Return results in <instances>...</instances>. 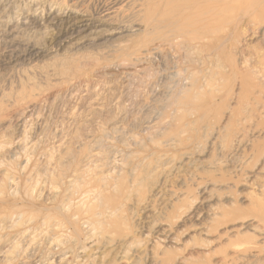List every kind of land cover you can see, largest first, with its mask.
<instances>
[{
	"label": "rangeland",
	"instance_id": "1",
	"mask_svg": "<svg viewBox=\"0 0 264 264\" xmlns=\"http://www.w3.org/2000/svg\"><path fill=\"white\" fill-rule=\"evenodd\" d=\"M1 20L0 264H264V0Z\"/></svg>",
	"mask_w": 264,
	"mask_h": 264
},
{
	"label": "bare ground",
	"instance_id": "2",
	"mask_svg": "<svg viewBox=\"0 0 264 264\" xmlns=\"http://www.w3.org/2000/svg\"><path fill=\"white\" fill-rule=\"evenodd\" d=\"M3 4V3H2ZM55 6V5H54ZM60 6V5H59ZM55 8V7H54ZM65 9V8H64ZM66 10H68L67 8H66ZM66 10H64L65 12H66ZM54 11V10H53ZM58 12H55V14L56 13H58L57 15H55V17H53V25H59V26H64V25H67L68 26V24H70V21L73 19V18H71V16H68V15H63L62 16V13L61 12H63L62 11V9L60 8L59 10H57ZM69 11V10H68ZM71 12H73V11H71ZM64 13V12H63ZM75 13V12H74ZM66 14V13H65ZM70 15V14H69ZM78 16V15H77ZM81 18V17H80ZM82 19V18H81ZM44 20V19H43ZM75 20V19H74ZM84 20V19H83ZM7 21H9V20H7ZM7 21H5V20H1V22H0V29L1 28H3V27H7V25H6V23L8 24V22ZM45 21V20H44ZM79 21H81V20H79ZM86 21V20H85ZM11 22V21H10ZM78 22V21H77ZM86 22H88V21H86ZM43 23V22H42ZM78 24V23H77ZM82 24V23H81ZM83 25V24H82ZM72 26V25H71ZM74 26V25H73ZM46 27V26H45ZM58 27V26H57ZM61 27H60V29H61ZM85 27H88V25H85ZM48 28V27H47ZM84 28V27H83ZM29 29V28H28ZM63 29V28H62ZM72 29V28H71ZM65 30V29H64ZM60 32V31H59ZM63 32V31H62ZM82 32V31H81ZM64 33H65V31H64ZM61 35V34H60ZM7 36V35H6ZM12 36V35H11ZM6 39V38H5ZM17 42H16V44H21V45H23V46H29V44L28 43H26V41L25 40H16ZM7 42V41H6ZM10 42H12V41H10ZM28 48V47H27ZM33 48V47H32ZM16 54V53H15Z\"/></svg>",
	"mask_w": 264,
	"mask_h": 264
}]
</instances>
